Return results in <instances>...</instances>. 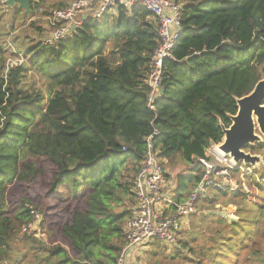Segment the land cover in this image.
I'll use <instances>...</instances> for the list:
<instances>
[{
    "label": "trees",
    "instance_id": "16d2710c",
    "mask_svg": "<svg viewBox=\"0 0 264 264\" xmlns=\"http://www.w3.org/2000/svg\"><path fill=\"white\" fill-rule=\"evenodd\" d=\"M170 1L180 7V34L162 62L155 96L148 75L158 24L139 2L130 9L116 4L100 18L81 16L70 38L52 45L16 41V51L6 43L13 24L4 33L0 20V264H117L149 143L163 169L174 158L188 167L173 188L176 204L200 183L198 160H210L208 149L221 142L220 123L230 125L235 99L264 78V0ZM45 3L32 0L28 14L12 12L28 17ZM18 55L25 62L8 67ZM246 151L264 161V141ZM242 169V187L237 181L236 191L209 189L197 199L189 216L195 228L178 233L170 254L223 264L247 240L254 247L264 171L259 181L242 166L231 176ZM218 196L236 208L237 222L214 214ZM38 214L44 240L23 231ZM153 241L152 256L166 250ZM258 242L261 262L264 234Z\"/></svg>",
    "mask_w": 264,
    "mask_h": 264
},
{
    "label": "built area",
    "instance_id": "2783aa9c",
    "mask_svg": "<svg viewBox=\"0 0 264 264\" xmlns=\"http://www.w3.org/2000/svg\"><path fill=\"white\" fill-rule=\"evenodd\" d=\"M135 2H139L151 13L158 24L160 43L152 55L151 70L148 75L151 94L158 95L162 62L170 58L171 50L180 34V7L170 0H74L63 9L49 10L44 17L49 30L42 43L52 45L70 38L81 25L84 10L97 6L92 17L100 18L108 8L116 4L130 9ZM21 63L22 60L14 58L7 60L8 67ZM150 102L151 99H148L149 104ZM207 153L213 156L214 161L198 160L204 168L202 179L186 201L176 204L173 199V189L170 190L167 185L164 169L153 152L152 145L148 144L146 155L134 180L136 209L133 217L126 222L125 247L117 264H124L127 252L141 248L153 239L163 247L175 246L182 226L189 216L196 213L197 199L206 195L207 190H237V183L233 182L231 176V170L236 168L233 162L218 154L212 147ZM31 226L23 231L28 232L32 229Z\"/></svg>",
    "mask_w": 264,
    "mask_h": 264
},
{
    "label": "rangeland",
    "instance_id": "374dc122",
    "mask_svg": "<svg viewBox=\"0 0 264 264\" xmlns=\"http://www.w3.org/2000/svg\"><path fill=\"white\" fill-rule=\"evenodd\" d=\"M67 1H70V0H47V3H45V5L43 6V9L35 10L33 14H30L28 17H24L22 13L13 14L11 9L1 6L0 7V20L2 22L1 23L2 26L4 27L3 32L7 33L6 26L13 24V29L8 31L9 35L6 38V43L9 44L8 46L13 51H16L15 48L16 46H18V44L15 45L16 41L19 44L22 40H26V42L28 41L29 43H31L33 41H39L40 39L44 38L49 30L46 25L44 16L42 15L44 9L48 11L51 9H60V8H56L57 4L65 3ZM31 23H34L33 27L30 26ZM36 28H41L43 30V33L42 34L37 33ZM14 59L22 60V62H25L26 60L21 55L16 56ZM16 61L17 60H14V62ZM209 158L211 161H214L213 156L209 155ZM163 162H164V170H165L164 172L166 174L167 183H168L167 185H169V188L171 190L175 188L176 181H177L176 179L178 176L180 175L184 176L188 174V167L184 165L183 163H181L178 160V158H174L170 161H163ZM263 168H264V164L257 167L255 169V172H253L254 170L251 171V169L244 170V171H247L248 173H250L249 176H254L259 181L260 172L261 170L264 171ZM241 172L243 171L240 170L238 174L232 176V179H233V182L237 183L238 181L239 186L242 187L241 180L243 178V174H241ZM263 181H264V176H263ZM243 183L247 184L248 182L247 180H245ZM217 198H218L217 206H215V208L212 210L214 214H218L224 217L226 220H229L231 222H237L238 218L236 216V208L231 205L229 206L223 205L222 204L223 201L226 200L223 197L218 196ZM256 213H257V210H256ZM37 216H36L35 222L31 226L32 229L30 231L36 232V238H41L44 240V238L46 237H45V232L41 225L42 224L41 218L39 217V214ZM257 218L259 220V224L255 228H252V232H253L252 240L253 242H257V243L254 245V247H251L250 244L252 243V241L247 240L245 242V246L243 247V250L241 249L238 252H232L229 255H227V257L224 258L223 260L221 259L220 261H222L223 264H264V260L260 262L259 258L254 256V254H256L254 253V248L256 247V249H258L259 247L258 240L261 237V235L264 234V216H258ZM193 220L195 219L193 218ZM199 221L195 220V224L197 225L196 228H198V230H202L203 225L201 221L200 222ZM186 223L182 226L181 231L185 230L184 232H187V231L189 232V229L193 230L195 228V226H193L190 223L189 218L187 219ZM153 243L154 241L153 242L151 241L150 243L141 246V248L130 251L131 253L136 250L135 252L137 255L135 257L136 259L135 264H195L194 263L195 261H189V259H183L182 257L175 256L172 253L170 254L171 250L169 247H163L166 250H159L157 252V256H152L151 255L152 252L154 251V249H156ZM124 247H123V250H124ZM169 256H174V259H170ZM183 256H186L187 258L190 257L187 251H183ZM190 258L192 259V257ZM202 263L207 264V262H202Z\"/></svg>",
    "mask_w": 264,
    "mask_h": 264
},
{
    "label": "water",
    "instance_id": "95a60500",
    "mask_svg": "<svg viewBox=\"0 0 264 264\" xmlns=\"http://www.w3.org/2000/svg\"><path fill=\"white\" fill-rule=\"evenodd\" d=\"M32 0H4L3 5L29 13ZM237 112L228 116L230 125L226 128L220 123L222 140L211 147L221 156L229 158L236 167L255 170L264 164L260 155L246 150L264 141V78L259 80L252 91L235 99ZM259 169V168H258Z\"/></svg>",
    "mask_w": 264,
    "mask_h": 264
},
{
    "label": "crops",
    "instance_id": "0c3cea01",
    "mask_svg": "<svg viewBox=\"0 0 264 264\" xmlns=\"http://www.w3.org/2000/svg\"><path fill=\"white\" fill-rule=\"evenodd\" d=\"M72 1H74V0H72ZM71 0L70 1H67V2H65L64 3V5H66L65 7H67L71 2H72ZM3 3V2H2ZM4 6V5H3ZM5 8H6V6H4ZM64 7V8H65ZM8 8V7H7ZM14 8H17V6L16 7H14ZM9 9H11V8H9ZM63 9V8H62ZM96 9H97V6H94V7H91L90 9H87V10H84V12L82 13V16H87L88 14H93L95 11H96ZM12 10V9H11ZM188 223V222H187ZM132 251V250H131ZM136 251V250H135ZM135 251H133V252H131L130 253V251L129 252H127L126 254H125V258H124V264H135V262H136V259H135V257H136V252Z\"/></svg>",
    "mask_w": 264,
    "mask_h": 264
},
{
    "label": "bare ground",
    "instance_id": "6f19581e",
    "mask_svg": "<svg viewBox=\"0 0 264 264\" xmlns=\"http://www.w3.org/2000/svg\"><path fill=\"white\" fill-rule=\"evenodd\" d=\"M248 169H250V168H248ZM242 171H243V169H242Z\"/></svg>",
    "mask_w": 264,
    "mask_h": 264
}]
</instances>
